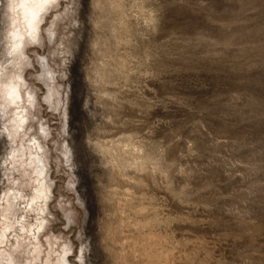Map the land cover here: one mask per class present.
Segmentation results:
<instances>
[{
  "label": "rangeland",
  "instance_id": "obj_1",
  "mask_svg": "<svg viewBox=\"0 0 264 264\" xmlns=\"http://www.w3.org/2000/svg\"><path fill=\"white\" fill-rule=\"evenodd\" d=\"M41 18L15 52L21 97L0 98V264H264V0H61ZM45 28L71 34L59 59Z\"/></svg>",
  "mask_w": 264,
  "mask_h": 264
},
{
  "label": "clouds",
  "instance_id": "obj_2",
  "mask_svg": "<svg viewBox=\"0 0 264 264\" xmlns=\"http://www.w3.org/2000/svg\"><path fill=\"white\" fill-rule=\"evenodd\" d=\"M67 3V0H65ZM75 3V0H72ZM46 4H51L54 8L61 5V0H0V88L3 89V96L0 97L7 102L8 87L14 83L15 80L21 79L18 73L20 68L19 60L15 56L16 49L22 47L21 41L32 35V32L27 30L31 26L37 14L45 7ZM71 5L68 4V7ZM55 18V17H54ZM40 23H44V18H41ZM27 26V27H26ZM71 27H78L77 20L70 21ZM23 30V36L19 33ZM35 30L33 29V32ZM46 35L45 40L53 36L49 28L44 29ZM69 33L64 37V40L57 42L56 39H51L49 42L54 45V50L49 52V57L56 56L58 59L63 55L61 49L65 47V43L70 39ZM15 38V40H13ZM34 58H38L36 53H33ZM54 65V72H49L48 75L55 77L59 75V65ZM32 67V65H28ZM36 79L41 77L36 76ZM19 99V97H17ZM15 103V101H12ZM79 264H84L83 260H79Z\"/></svg>",
  "mask_w": 264,
  "mask_h": 264
},
{
  "label": "bare ground",
  "instance_id": "obj_3",
  "mask_svg": "<svg viewBox=\"0 0 264 264\" xmlns=\"http://www.w3.org/2000/svg\"><path fill=\"white\" fill-rule=\"evenodd\" d=\"M47 5V4H46ZM46 5H45V7L43 8V9H41V11L37 14V16H36V18L34 19V20H32V22H31V26L30 27H27V30L29 31V32H32V35H31V37H33L34 36V34H35V32H36V30L38 29V27H39V23H40V19H39V17H40V14L42 13V11L46 8ZM33 29L35 30L34 32H33ZM23 34H24V32H20L19 33V35H21V36H23ZM23 41V40H22ZM22 41H21V43H22ZM19 49V48H18ZM17 50V49H16ZM7 95H8V97H11L13 100H16L17 99V97H21L20 96V94L18 93V85L17 84H14V83H12V84H10L9 85V87H8V92H7ZM21 123H19V127H21L22 126V123H23V121L21 120L20 121ZM40 162H41V160H40ZM23 163H25L26 165H32L33 163H35L34 161H31V163H28V161L26 160V161H24ZM38 167V166H37ZM37 167H35L31 172H30V174H31V176L33 175V173L34 174H36V177H35V181H38L39 183H38V186L36 185V187H34L33 188V191H34V193H33V195H31V197L29 198V200H28V205H31V203L32 202H34V201H37V203H38V200L40 201V200H42V201H45V199H47V197H48V195H47V193H46V188H45V186L43 185V183H42V181L40 180V177H41V175L43 174V169H39V168H37ZM33 177V176H32ZM31 177V178H32ZM14 197V199H16L17 198V195H15V196H13ZM9 198V197H8ZM18 199V198H17ZM16 199V200H17ZM21 200H24V199H22V198H20ZM13 200V199H12ZM14 201V200H13ZM10 202H11V200H10ZM25 202V201H24ZM33 204V203H32ZM34 205V204H33ZM32 206V205H31ZM32 207H34V206H32ZM32 209H34V208H32ZM40 211H43V209L42 208H40L39 209ZM5 218H6V220H8V218H10V217H8V215H5ZM42 219V222L45 220L44 218H41ZM19 217H18V219L17 220H15V223L17 222V223H19ZM10 222V221H9ZM42 222H40L39 224H37V226H35V227H37L38 229L39 228H42L43 229V227H44V224L42 223ZM13 224V223H12ZM31 226V225H30ZM12 226L11 225H7L6 227H5V229L0 233V243L2 244V243H5V241H8L7 240V230L8 229H10ZM27 227V228H26ZM22 229L24 230V229H28V225H25V226H23L22 227ZM33 230V229H32ZM35 230V229H34ZM18 236V235H17ZM25 238V237H24ZM18 240H20V239H18ZM18 240H17V242H18ZM40 243V242H39ZM13 244H15V243H13ZM27 246L28 245H24L22 242H18L17 244H15V248H16V250H19V252L21 253V254H24L26 251H28L29 249L27 248ZM29 247V246H28ZM41 248L40 247H38V248H36L35 247V251L36 250H40ZM42 250V249H41ZM40 250V251H41ZM31 252V251H30ZM37 252H39V251H37ZM42 252V251H41ZM6 253V252H5ZM9 253V252H8ZM2 254V253H1ZM41 254V253H40ZM60 255V254H59ZM7 256V255H6ZM6 256H4V257H6ZM11 257H12V259L14 258L12 255H10ZM40 259V257L37 255V256H33V259L32 260H30V262H29V264H32V262H34L35 260H39ZM49 260V259H48ZM24 263H25V261H24ZM35 263V262H34ZM45 264H63V258L62 257H58V259H57V261H56V263H53V262H47V263H45Z\"/></svg>",
  "mask_w": 264,
  "mask_h": 264
}]
</instances>
